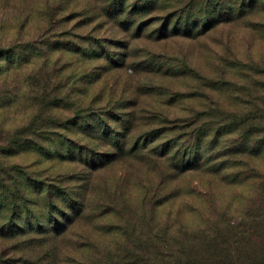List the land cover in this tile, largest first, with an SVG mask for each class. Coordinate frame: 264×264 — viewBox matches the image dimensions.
<instances>
[{"label": "rangeland", "instance_id": "obj_1", "mask_svg": "<svg viewBox=\"0 0 264 264\" xmlns=\"http://www.w3.org/2000/svg\"><path fill=\"white\" fill-rule=\"evenodd\" d=\"M15 1L0 7V48L18 47V60L28 59L12 67V79L6 83L7 73L0 67V172L34 162L42 144L38 139L26 155L4 147L7 138L31 120L64 123L90 115L112 119L129 115L136 122L130 124L135 128L128 140L138 152L90 174L85 212L89 217L83 223L91 220L96 226L135 231L140 201L146 198L151 205H162L159 216L179 211L180 219L196 229L203 221L194 210L207 209L212 201L227 207L243 193L219 178L215 181L195 171L179 174L165 152L180 146L182 151H196L199 130L201 136L210 135L198 151L199 166L206 161L227 169L260 165V159L249 156L254 137L242 135L255 129L264 112V93L258 88L264 84V15L211 29H203L202 23L194 28L190 21L191 35L172 36L164 30L167 23L152 21L154 13L144 19L138 10L127 19L102 17L108 10L102 1ZM139 23L140 31L135 29ZM175 24L172 21L170 28ZM231 122L238 124L233 133L234 128L227 126ZM74 166L55 165L50 170V164L39 162L29 171L52 181L64 173L70 176ZM105 211L114 213L93 218ZM75 230L83 240L74 237L73 242L94 241L90 228L80 225Z\"/></svg>", "mask_w": 264, "mask_h": 264}, {"label": "trees", "instance_id": "obj_2", "mask_svg": "<svg viewBox=\"0 0 264 264\" xmlns=\"http://www.w3.org/2000/svg\"><path fill=\"white\" fill-rule=\"evenodd\" d=\"M8 1L0 0V7L9 6ZM23 1L16 0L14 3L22 4ZM88 1L108 4V10L101 13L102 17L124 16L127 19L138 10L140 19H144L154 13L150 17L152 21L167 23L164 30L172 36L191 35L190 21L195 23L194 28L202 23L203 29H211L240 20L251 22L255 17L264 15V0ZM172 21L178 24L171 29ZM141 27L139 23L135 29L140 31ZM17 48H0V67L5 68L7 73L4 83L12 79V67L20 66L28 59L18 60ZM258 88L264 93V84L263 89ZM13 105L14 101H10V106ZM262 112L256 119L255 129L250 127L242 135L244 139L254 137L251 142L255 146L251 152H254L249 156L260 159V165L245 163L227 169L215 165L213 161L209 165L206 161L207 164L199 166L198 151L210 136H201L199 130L196 132V151H182L180 146L172 153L167 148L165 156L171 157L179 174L195 171L215 181L219 178L220 183L240 188L243 192L237 193L227 207L221 208L212 201L207 209L197 213L194 210V215L199 214L203 221V226L196 229L180 219L179 211L174 216L169 212L165 217L159 216L157 210L162 205H151L146 198L140 201V224L135 231L106 224L96 226L91 224V220L88 224L83 223L89 217L85 216V212L88 208L90 174L116 163L125 155L132 156L138 152V146H132V140H128L135 128L130 125L136 122L131 119L133 116L112 119L107 115H90L68 119L64 123L51 118L31 120L29 126L7 138V145H4L9 150H16L17 155H26L33 150L30 144L34 147L37 139L42 143H39L37 156L29 166L20 168L16 164L0 172V264H264ZM38 121L41 126L35 127ZM237 125L231 122L227 126L234 128L231 130L233 133ZM52 130H59L60 133H52ZM156 141L158 139L155 138ZM175 146L172 148L175 149ZM154 148L159 149V145ZM1 153L6 151L1 150ZM39 162L50 164V170L55 165L75 166L69 171L70 176L64 173V176L50 181L40 178L33 170L29 171ZM67 183L69 185H65ZM245 187L248 188L247 194ZM147 203L151 207L145 212ZM113 213L105 211L93 218L97 220ZM80 225L90 228L94 241H72L74 237L83 240L75 230Z\"/></svg>", "mask_w": 264, "mask_h": 264}]
</instances>
